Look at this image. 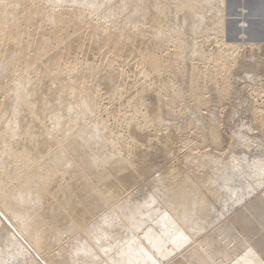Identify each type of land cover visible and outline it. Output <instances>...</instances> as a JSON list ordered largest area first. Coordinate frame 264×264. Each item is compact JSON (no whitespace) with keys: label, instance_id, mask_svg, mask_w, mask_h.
Returning <instances> with one entry per match:
<instances>
[{"label":"bare ground","instance_id":"6f19581e","mask_svg":"<svg viewBox=\"0 0 264 264\" xmlns=\"http://www.w3.org/2000/svg\"><path fill=\"white\" fill-rule=\"evenodd\" d=\"M62 1L63 0H0V210L3 211L5 216L9 221H11L14 227L19 230L20 234H22L28 240V242L34 246L40 257L43 258L47 264H55L56 260H54L55 262L53 263V260L47 259V261L44 258H46V255L49 254V252H52L53 246L58 244L60 241L62 242V238L64 239L63 233H69H65V228H62L64 230H60L61 228H57L56 230L50 229L51 227L49 222L54 223V225L52 224L54 228L57 227V225L58 227H61L59 226L61 222L60 225L67 224L68 228L71 226L70 229L82 227L81 229L86 231V222H88L90 218L93 219V216L95 217L96 214L97 216L100 215L101 213L99 214L98 211L102 212V209H105L104 207L110 206L109 209L111 210L112 208V212L109 213L110 215H102L100 220H98L96 223L94 221L95 225H92L93 223L87 225L88 227H93L92 229L87 227V229H90L89 231L91 232L90 237L88 236V239L74 242V249L72 252L69 251L70 257L67 258L65 256L66 258H63L66 260L59 259L57 261H60V264H70L71 262V264H78V262L75 261L76 259L74 254H76L77 257V253H81V256L82 254H89L90 256H86V259L84 258L83 260L84 263L79 262L80 264H160L161 261L158 255H161V257L169 255L173 251V248H170V245H173L174 247L176 246L175 248L177 250L181 245L184 246L183 243L186 244V241L190 239L191 233L193 234L196 229H194V232H192L193 225H191L190 223L192 222L189 221L193 216L192 221L194 224L193 219L196 218V216L193 214H207L205 211L210 209L206 207L208 203H206V200H204V197H202L204 194L200 196L199 193H195L196 190H192L193 187L191 188L188 185V181H185L186 178H182V180L179 177V175L182 173L179 172L180 168L177 167L178 163L174 164L172 162V164L176 165L175 167L178 169L168 165L169 168H166L165 172L162 173L163 175L160 176V178L161 182L166 185L164 187H167V192L165 191L167 195L166 198L164 197V199L162 196L166 194L164 192V194L158 197L160 199L163 198V200H165L163 203L169 207H166V209L162 208L163 206L157 201L156 197H152L157 196L159 193H163L160 191L166 190L164 187H162L161 183H159V187L161 186L162 190L156 189L158 184L155 186V183H153L155 188L154 191L156 192V190H160L158 191L159 193L157 192V195H155V193L151 196L154 206L152 205V200H150L148 195L150 205L153 209L150 208L152 210H150L149 214L147 215L146 213L148 210H145L146 212L143 215L139 214L141 206L138 208V201L136 200L137 202H135V198L131 199L128 196H123V194L129 190L128 188H130L132 184L136 183L134 180H139L140 178L138 177H141L143 174H145L144 172H146L147 168L144 167L146 169L145 170L144 168L142 169L143 166L141 167V165H138L139 163H142L140 160V162L138 161L139 163L137 164L136 160H138L139 157L136 155L137 150L133 152V150H135L134 148H126L124 146L129 145L124 144L123 146V144L119 142L121 141L120 137L122 135L120 134L121 129L119 131L117 130L116 132L109 130V124L104 121V118H101L102 115L100 116L99 112H102L105 108L103 101L111 100L115 97H117V99H121V101L123 100V106H132L134 108V112L138 111L136 107L144 104V90H141V87L139 89L136 88V85L142 83H139V80L134 76V79H128L126 81L121 79V82L119 76L121 68L119 67L120 71H117V67L115 68V66L118 64L115 63L116 65L114 64L115 66H113V63L118 61L116 58L121 55L125 46V41L131 39V41H129L131 43L129 48L135 52L138 51L136 53H139V55L133 54V51L128 52L127 58H129L126 59V63L131 60L134 61L136 57H139L137 61L135 60V66L138 68L137 74L146 76L148 73L146 71V66L156 73L160 72L159 68L161 64H163L162 62H166V60L162 56L158 57L156 50L160 49L157 48L159 40L163 41V38H166L164 41L167 42L169 39L166 37L168 34L166 35L165 32H163L165 28L166 32H168V26L161 30L162 26L160 22V18L163 15L165 16L169 10V7H167V1L169 0L166 2L163 0H148L146 2L147 5H145L147 6L145 7L146 10H141V12L138 11V13L136 11L134 14L131 12L132 16H136L138 14L139 18L136 16L138 18L137 21L134 19L136 24L134 25L133 23V26L130 24V26L127 25L125 27L124 24H128V22L132 19L131 13L130 15H127L125 22H123L122 19L123 25H119L118 20V22H114L116 17H114V20H112L113 14H111V18L107 19L106 17L108 16L107 14H109V12L106 13L107 16L104 14V20H102L103 16L102 18L98 17L97 19L92 20V16L99 15L98 10L102 8V6L105 8V4L107 3H104V5L103 3H100L102 6L98 3L100 6L99 8L94 4L96 0H93L92 7L89 9V14H87L85 13L84 9L86 6L89 8L87 4L91 6V2H89L90 0H88L89 3L86 4L84 3L85 0H83L84 2L79 0L81 4L77 3V0H74L73 2L72 0L69 2L66 0L65 2ZM82 2L86 5L85 7L83 6L84 4ZM104 2L106 1L104 0ZM193 2L194 4H198L200 0H180L176 6L178 5L179 7H183L185 4ZM64 3L67 4L64 5ZM75 7L80 8L75 9ZM137 8L140 10L139 6ZM122 9H124V7ZM114 10H118L117 12L119 13V9L116 8ZM124 16L126 17V15ZM119 20L121 21V19ZM109 23L112 24V29L110 28ZM140 23H144V25L141 26ZM158 24L161 26L159 27L160 31L156 30ZM99 28L100 30H103V34H97L96 37H94L96 30ZM153 30L156 31H154V34L151 32ZM169 31L171 32V30ZM76 32H79V37L74 36ZM162 32L164 34H162ZM143 34H150L152 36L150 39L148 36H146V41L142 42L140 41L142 40L140 37ZM117 36L122 41L121 45L117 44ZM137 36L140 39L137 38ZM93 37L96 39L93 40ZM136 38L139 39V43L135 42ZM162 43L163 42H160V44ZM94 45L99 46L98 48L100 49V53L97 50L100 57L99 61L89 59L87 57L89 49H91V47L93 49L95 47ZM76 52L82 54L83 56L81 55L82 58L80 61L78 60V64L74 66V62L71 61V57ZM213 61V63H216V65L219 63V61H221V58L217 52H215L213 55ZM111 81L113 83H117V86L121 85L122 88L131 90V92H127L128 94L117 93V90H113L111 88V93L109 92V94L104 96L100 89V86H103V84H100H110ZM155 81L156 79L154 81L150 80V82L148 81L149 84L145 83L144 86L146 85V87H155L157 85V82ZM140 82H142V80ZM199 105L201 104L199 103ZM147 108L149 109V107ZM151 110H153V108H151ZM152 112L153 111H151V113ZM157 112H154V114L156 113L155 115H153V113L151 115L149 111L151 117L153 116L151 123L153 122V124H155L154 126H156L158 123H161L158 121L160 117H157ZM129 113L130 114L116 113L117 115H114L116 119H114L117 120V124H120L118 122L125 123L128 132L127 134L133 143H138L139 145L141 142L140 144H142L144 138L148 139L147 128H149V126H145L147 124L146 120L144 123L139 122V114L138 116L136 115V117L134 114H131L132 112ZM146 115L148 116V112ZM140 116L142 117L141 114ZM141 119L144 118L142 117ZM119 127L121 128V126ZM161 135L159 136L161 137ZM168 135L170 137V134ZM154 136L156 137V135ZM154 136H152V138ZM159 136L157 137L158 139L160 138ZM155 137L153 139H155ZM169 137L167 138L169 139ZM160 139L159 141L161 142ZM162 139L165 140L163 135ZM171 139L172 138L170 137V140L168 141L171 142ZM123 142L125 143V141ZM92 143L94 144L92 145ZM135 155L138 156L136 160ZM208 157L206 160H208ZM203 162L198 166L196 163L195 166L201 167ZM206 162L207 163L205 164H208L209 160ZM181 166L182 165H180V167ZM212 167L214 166L212 165ZM212 172L214 173V171ZM215 175L216 174H214V176ZM175 176H178L181 179V182H179V178V180H177L179 184L174 183V181L177 179ZM204 182L206 183V181ZM205 183L204 185L208 187V183ZM214 184H212L211 187H214ZM191 185H193V183ZM201 185H203V183ZM194 187H196V185ZM130 196L132 197L131 194ZM148 197L147 199L146 196L144 198L147 200V202ZM146 200H144V203H146ZM31 203L37 204L39 206L43 205L41 213L43 214L42 216L46 218V220L43 219L41 215L39 216H41L42 219L38 218L39 216L37 213H39L40 210L36 211L34 214L35 207ZM25 204H28L29 209H23ZM47 204H49V206L45 207L44 205ZM146 205L148 206V204ZM209 205L210 204L207 206ZM37 208L38 206L35 209ZM210 211L208 213H210ZM139 215H145L147 219L150 218L152 220V223L154 221L155 226H159L158 230H155L153 228L154 226L152 227V225L151 227L147 228V231L150 229L151 232H145L146 230L144 229L145 231L143 236H145V241L141 239L142 236L139 237V234L137 235L138 231L136 233V230H140L144 223L148 222L143 220L144 223L140 228L141 216ZM189 215L191 217L188 218L187 216ZM204 215L202 218H204ZM206 216L209 217V215ZM237 217L238 216H236V218ZM202 218L199 216V218L197 217L196 219L198 220ZM211 218L212 216L208 219L210 220ZM47 219L49 221H47ZM199 221L201 223V220ZM55 223L58 224L55 225ZM124 223L126 224L123 228H127L129 233L123 230L122 234L124 231L127 232V234H129V236L126 235L127 237L121 238L119 237L121 234L118 236L116 231L113 233L114 230L112 231L106 227L109 225L114 228L117 225L123 226ZM0 226H3L1 219ZM171 226L174 227L171 228ZM243 226H245L244 223ZM198 227L194 226L193 228ZM231 228L229 230L230 233ZM70 229H68L69 232L74 231ZM119 229L117 231H119ZM5 231H7V229ZM260 231V233H262V231L264 232V230ZM5 233L7 234L5 235V238L9 243L5 244V247H7V245L9 247H16L18 245V254L22 252L23 255L25 253L31 259H34V257H32L29 253L28 249L24 248L25 246L19 242V239H17L12 231L8 229V231ZM233 233H235L234 238L239 241V245L244 247L243 250L246 251V255L240 260L235 258L237 261L235 260V262L232 264H264V259H262L263 257H261L259 252H257L250 245V243L246 241V238L244 237V239L240 235H237V232ZM249 235L251 236V234H248V236ZM224 236L226 237L227 234L223 235L222 237ZM66 237H68V235H66ZM69 237H71V235ZM82 237L80 238L83 239ZM227 237L229 238V236ZM80 238L78 237L77 239ZM107 238L111 239V242H108L109 239ZM68 239L70 241V238ZM205 239L207 240V237ZM208 239H210L209 236ZM104 240H106L107 243ZM202 240L204 241V238ZM262 240H264V238ZM2 242H4V240ZM61 242L59 244H62ZM219 242L220 241L218 240V243ZM232 242H230V244ZM201 243L204 244L203 242ZM223 243L221 245H223ZM228 243L229 242L227 241V244ZM260 243L264 244V242ZM67 244H69V242H67ZM208 244L211 245L212 243ZM72 245L73 244L70 246ZM96 245L99 246L97 247ZM62 246L61 248H65ZM258 246L261 247L259 244ZM96 247H100V249H97L99 251L95 249ZM104 248L106 249L104 250ZM216 248H219V245ZM226 248L224 250H226ZM190 249L191 250L188 248L189 251L186 250L189 253V256L188 258L184 259L186 260L185 262L179 261L173 262V264H211L212 260H209L210 258H208V254L200 252V248L199 250L197 247ZM201 250L203 249L201 248ZM216 250L214 252H216ZM6 251H8V248ZM210 251H213V248ZM210 251L209 253H212ZM62 252H64V250ZM101 253L105 254V256L103 257ZM221 253L223 254L225 252L221 251ZM52 254L50 253L49 255ZM216 254L220 255V253L217 252ZM229 254H234V251L233 253ZM235 254L234 256H236ZM215 256L217 257V255ZM215 256H211V258ZM94 257H97V259H94ZM225 257H227V255ZM229 258L230 257L228 256L226 259L228 260ZM224 259L225 258H223V260ZM9 260L11 261L12 257ZM10 261H7V263ZM4 262L6 264L5 260ZM219 263L221 262L219 261Z\"/></svg>","mask_w":264,"mask_h":264},{"label":"rangeland","instance_id":"374dc122","mask_svg":"<svg viewBox=\"0 0 264 264\" xmlns=\"http://www.w3.org/2000/svg\"><path fill=\"white\" fill-rule=\"evenodd\" d=\"M66 1L69 2L71 0H66ZM73 1L74 0H72V2ZM78 1L79 0H77V3H80V1L79 2ZM92 1L93 0L89 1L91 2V6L87 4L89 8L85 5L86 3H89L88 0H85V2L83 1L85 4L82 2L84 4L83 6L84 7L86 6L85 9L84 7L83 9L85 10V13L87 14H89V9H91L92 7ZM96 1H95L96 3L94 2V4L98 6L99 8H100L99 6L100 3L101 4L103 3V5L104 3H107V4H105L106 6L105 8L104 6L100 4L102 8L98 10L99 15H95V16L93 15L92 16L93 19L91 18L92 20H95L98 17L102 18V16H103L102 20H104L105 16L107 15L109 16V17L108 16L106 17L108 19V18H111L112 16L111 14H113L112 20H114V17H116L115 18L116 21L114 20V22L119 21L118 24L123 25V22H125V19H127V15H130L131 12L134 14V12L136 11L138 13V11L141 12V10L142 11L146 10L145 7L147 6L145 5H147L146 2L148 0H143V1L141 0H125V1L124 0H111V1L105 0L106 2H104V0L103 2L102 0H96ZM140 1L142 2V4ZM163 1L166 2L167 0H163ZM177 1L180 2V0L167 1L168 2L167 7H169L168 9L170 10V12L168 10L166 15L165 16L163 15L160 18L162 27L159 24L157 25L158 29L156 27V30L158 31H160L159 27H161V30H162L166 26H168L167 29L171 30V32L169 30L168 32H166V28H165L163 32H165L166 35L168 34V36L166 35L165 36L169 39L166 42L164 41L166 38L165 39L163 38V41L159 40V44H157V48H160L156 50L157 56L158 57L162 56L166 60V62L165 61L162 62L163 64H161L159 68L160 70L159 73H156L155 71L150 70L149 67L146 66V71L148 72L146 76L137 74L138 68L135 66V63H136L135 60L137 61L139 57H136L134 61L131 60L128 63H126V59L129 58V57L127 58L128 52L133 51L132 52L133 54L139 55V53H136L138 51L135 52L134 50H131V48H129L131 45L129 41H131V39H128L125 41V46H124V49L122 50L121 55L118 58H116L118 59V61L117 62L115 61L113 63V66L118 64L117 66H115V68L117 67L116 68L117 71H120V68H121V71L119 72L120 81L121 79L124 81L128 79L131 80V79H134L135 77L139 80V83H142V84L136 85V88L139 89L141 87L140 89L144 90V94H143L144 104L136 107L138 111L135 110L137 112H134L133 111L134 108L132 106L131 107L128 105L123 106V103H122L123 100L121 101V99H117V97H115V98H112L111 100L103 101V105H105L104 106L105 108L103 109L102 112H99L100 116L102 115L101 118L102 119L104 118V121H106L107 124H109L108 125L109 130L116 132L117 130L119 131L121 129L120 130L121 131L120 134H122L120 137L121 141L119 140L118 141L122 143L123 146L124 144L130 146V147L124 146L126 148H134L135 150H133V152L137 150L136 152L138 154L136 153V155L139 156L138 157L135 155V160L138 157V160H136L137 164L141 161L142 163H139L138 165L139 166L141 165V167L143 166L142 169L144 167L147 168V170L144 168L146 172H144L145 174L141 176L142 178L138 177L140 178L139 180L137 181L134 180V182L136 183L133 182L134 184H132V186L128 188L129 190L125 192L123 196H128L131 199L135 198L134 201L135 202L138 201L137 202L138 208L139 206H141L139 214H142V215L147 210L148 212L146 213V215L149 214V211L153 209L152 206L150 205V200H152V205L154 206L152 197L153 198L156 197L157 201L160 202L161 205L163 206V207L161 206L162 208L164 209H166V207L168 208L169 206L163 203L165 201L163 200V198L164 197L166 198V195H167L166 193L167 187L166 188L164 187L166 185L161 182L160 176L163 175L162 173H164L165 169L169 168L170 165L175 167L176 165L174 164L178 163L177 167L180 168L179 172L182 173L180 175L178 173L179 177L181 179L186 178L185 181H188L189 183L188 185L191 188L193 187L192 190L193 189L196 190L195 193H199L200 196H202L203 194L206 195V196L203 195L202 197H204V200H206V203L210 204L209 206H207L208 204L206 205V207L210 209H207L208 211L207 210L205 211L207 214L205 213L193 214L194 216H196V218L197 217L199 218V216H201L202 218L203 215L205 214L204 218L202 219L197 220L196 218H194L193 219L194 224L192 221L193 216L192 217L190 215L187 216L188 218L191 217L190 221L189 220L188 221L192 222L190 224L193 225V227L200 226L201 228L200 227L193 228L191 226L192 232H194L193 231L194 229H196L197 231L195 230L193 234L190 232L191 237L189 240L186 241V244L183 243L184 246L181 245L176 250L175 248L176 246L174 247L173 245H170V248H173V251L169 255L164 256V257H161V255H158L161 261L160 264H171V262L173 264V262H179V261L185 262L186 260L184 259L188 258L189 256V253L187 251L191 250L190 248H193V247H197L198 250L200 248L199 251L204 254L207 253L208 258H210L209 260L210 261L212 260L211 264L213 263L218 264L219 261L222 264L224 263L232 264L233 262H235L236 260L235 258H237V260L238 259L240 260L246 255V251L243 250L244 247L239 245L240 243H238L239 241L236 238H234L235 233L233 232H237L236 234L240 235L243 238L245 237L246 241L250 243V245L257 252H259L261 257H263L262 259H264V244L260 243V242L262 243L264 242V240H262L264 238V232L262 231V233H260L261 232L260 230H264V227H263L264 226V166H263L264 165V159H263L264 158V0H200V2L203 1L202 3L199 2L200 4L199 3L194 4L193 2V3L185 4L183 7L182 6L179 7L178 5L176 6V4L179 3ZM62 2H65V0H63ZM66 4L67 3H64V5ZM94 4H93V8H94ZM140 4L141 5L144 4V5L141 6ZM137 5L139 6L140 10H138ZM119 6H121L120 7L121 10L120 8H118ZM115 7L119 9V13L117 12L118 10H114L116 9ZM123 7L124 9H122ZM140 7L141 8L143 7V8L141 9ZM78 8L80 7H75V9H78ZM108 12L109 14L106 15V13ZM132 13H131V16H132ZM124 15H126V17ZM136 16L138 17V14ZM136 16L133 15L132 19L129 21L130 23L128 22V24L126 25L124 24V27L127 25L130 26V24H132L133 26V23L135 25L136 24L135 21H137V19L139 18V17L137 18ZM119 19H121V21ZM122 19H123V22H122ZM200 19L202 22L200 21ZM140 24L141 26L144 25V23H140ZM111 25L112 24H110V28L112 27ZM154 31L155 30L151 31L153 32L152 34H154ZM163 32L162 34H164ZM95 33L96 34L94 37H96L97 34H100V35L103 34V30H100L99 28L96 30ZM149 35L150 34H143L141 35V37L139 36L140 38H142V40L140 41L145 42L147 39L146 36H148V38L150 39L152 35L150 36ZM74 36L79 37V32H76ZM138 36L137 38H139ZM94 37H93V40L96 39ZM137 38H136V41L135 40L134 41L139 43L140 38L139 39ZM116 39H117V44L121 45L122 41L118 38V36ZM160 42H163V43L160 44ZM94 46L96 48L94 47L92 49L91 47V49H89L88 51L87 57L89 59L99 61L100 57L98 55V52L100 49L98 48L99 46H96V45ZM215 52H217V54L221 58V61H219L217 65L216 63H213L214 62L213 55ZM81 55L82 54L78 52L72 55L71 61L74 62L73 64L74 66L77 65L80 59L82 58ZM200 56L201 57L203 56V57L201 58ZM149 79L151 81H154L156 79L155 82H157L156 83L157 85L155 87L154 86L146 87V85L144 86L145 83L149 84L150 82ZM141 80L142 82H140ZM102 84L103 86H100V89L102 93L104 94V96L106 94H109L110 91H112L111 88L113 90L114 89L117 90V93L128 94L127 92L129 93L131 92V90H128L127 88L126 89L122 88V86L119 85V82H118V85L120 87L117 86V83H113L112 81L110 82V84L101 83L100 85ZM201 100L203 104L201 103ZM199 103L201 105H199ZM147 107H149V109ZM150 107L153 108V110H151ZM128 111L132 112L131 114H134V116L136 115L138 116L139 114L138 116L139 122L144 123L146 120L147 124L145 126L147 125L149 126V128H147V133H148L147 138L148 139L144 138L146 141L144 139L143 141L140 140L143 142L142 144H140L141 143L140 142L138 145V143H133L131 141L129 135L127 134L128 132H127V127L125 123L123 122H118L120 124L116 123L117 120H115L116 118L114 117V115L116 116L117 115L116 113L130 114ZM149 111L151 115L152 113L153 115H155L156 113L154 114V112L158 111L159 113L157 112L158 114L157 117L159 116L160 118L158 117L159 120L158 118L157 120L161 123H158L156 124V126H154L155 124H153V122L151 123L153 116L151 117V115L149 114ZM151 111L153 112L151 113ZM111 112L113 113V115ZM147 112H148V116L150 117V119L146 115ZM140 114L142 115L144 119H141L142 117L140 116ZM119 126H121V128ZM161 134L163 135V138L165 140L167 139L166 141L162 139ZM168 134H170V137L172 138L171 142L168 141L170 140V137ZM151 135L152 136L156 135V137L154 136L155 139L159 135H161V137L159 136L161 138V139L159 138L161 142L159 141L158 138L156 140L153 139L154 137L152 138ZM167 137H169V139ZM122 140L125 141V143ZM93 144L94 143H92V145ZM206 156L207 157L209 156L208 157L209 165L205 164L207 163L206 161H208L206 160L207 159ZM202 157L204 158L206 157V158L204 159ZM172 162L174 164H172ZM202 162H203V165L204 164L205 165L204 166L202 165L201 167L200 166L197 167L198 165H201ZM195 164L197 166H195ZM180 165L182 166L180 167ZM212 165L214 167H212ZM207 169L209 170V172ZM216 169H217V172H216ZM211 170L214 171V173ZM220 170L223 172H221ZM214 174L216 175L214 176ZM187 176L190 177L191 179L188 178ZM176 177L177 179L176 180L174 179L176 182L174 180L173 181L174 183L179 184L177 180H179L180 178L178 176H175V178ZM208 177L210 178V180ZM203 178L207 180H204ZM158 179H159V182H158ZM181 179L179 180V182H181ZM203 180L206 181V183ZM191 182L193 183V185H191L192 184ZM153 183H155V186L156 184H158V186H156L157 187L156 189L162 190V187H164L166 190H162V191L156 190L155 192ZM159 183H161L162 185V187L160 186L161 188L159 187L160 185ZM202 183L203 185H201ZM204 183L205 184L208 183L207 184L208 187L204 185ZM194 184L196 185V187H194L195 186ZM212 184H214L213 185L214 187H211ZM158 191L163 192V193H159ZM148 192H150L151 195ZM157 192L159 193L158 195H157ZM164 192L166 194H164ZM130 194L132 195V197L130 196ZM154 194L157 196H152ZM162 194H164L165 196ZM148 195L150 197V200H149ZM160 195H162L163 198L161 199L158 198ZM145 196H146V199L148 197V202L146 199H144ZM144 200H146V203H144ZM223 202H226V203H223ZM28 204L27 205L25 204L26 208L24 206L23 209H29ZM146 204H148V206L150 205L151 207L150 206L148 207ZM33 205L35 208L38 206L37 208L38 210L35 209L33 206H31L34 208V214L36 213V211L40 210L39 213L37 214L38 216L39 215L42 216L43 214L41 213V209L43 205L41 204H40L41 206L37 204H33ZM44 206L48 207L49 204L44 205ZM104 208L106 210L102 209V212L98 211L99 214L101 213L100 215H98L99 217L96 214L95 217L93 216V219L90 218L88 222H86V227H85L86 231L84 230L85 233L86 232L88 233V231L93 228L92 226L88 227L87 225H90L91 223H93L92 225H95V223L98 220H100V218H102L101 217L102 215L103 216L110 215L109 213L112 212V208L111 210L109 209L110 206H107ZM107 209L109 212L107 211ZM209 211L210 213H208ZM142 215H139L141 216L140 217L141 219L140 228L144 223L143 220H145V222H148V223H144L145 226L143 225L144 227L142 226L141 229L139 228L141 231L136 230V233L138 231L137 235L139 234L138 235L139 237L142 236L141 239L144 240V237H145L143 236L144 231L146 230L145 232H151L150 229L147 231V228L151 227L152 225V227L154 226L153 228L155 230H158L159 226L158 225L155 226L154 221L152 223V220L150 218L147 219L145 215L144 216ZM206 215H209V217ZM41 216H39L38 218L40 219ZM211 216H212L211 218L212 220L211 219L209 220L208 218H210ZM236 216L238 217L236 218ZM0 219L3 225V226H0V233H1L0 234V247H1L0 264L1 263L5 264L4 260L6 261V264H15V263L16 264H19V263L20 264H32L33 260H34L33 264H37V263L47 264L43 260V258L40 257V255L38 254L34 246H32L31 243H29L28 240L22 234H20L19 230L14 227L11 221L8 220V218L5 216V214L1 210H0ZM43 219L46 220V218L44 217ZM199 220H201L202 224L200 223ZM47 221L49 220L47 219ZM243 223L245 224V226H243ZM49 224L51 227L50 229L56 230L57 228L58 229L61 228L60 230H64L62 228H65L64 230L65 233L66 232L69 233V234L63 233L64 239L62 238V242L60 241L62 244H59L60 243L59 242L58 243L59 245L58 244L55 245V246L58 245L57 247L53 246L52 252H49V254L50 253L51 254L53 253V254L52 255L47 254L48 257L46 255V258H44L46 260L47 259L53 260L52 261L53 263L55 262L54 260H56L55 264H60V261H57L59 259L66 260L63 258L65 256L67 258L70 257V252H72L75 246L74 242H78V240L82 241L90 237L91 232L89 231L88 234L87 233L85 234L84 231L81 229L82 227L77 228V229L76 228L70 229L71 226H69L68 228L67 224L60 225L61 224L60 222L59 226L61 227H58L57 225L58 223L57 224L55 223L57 227L54 228L53 227L54 223L49 222ZM125 224L126 223H124L123 226H118V225L116 226L118 229L120 228L119 229V231L121 230L120 232L117 231L118 229L116 227L113 228L109 225H107L106 227L112 231L114 230L113 233H115L116 231L118 236L121 234V236L119 237L122 238V237H127L126 235L129 236V234H127V232L129 233L127 228H123L125 227ZM87 227L90 229H87ZM172 227L174 226H171V228ZM5 228L7 229V231L9 229L15 234L17 239H19V242L22 243L23 246H25L24 247L25 249H28L29 253L31 254L32 257H34V259H31L25 253L23 255L22 252L21 253L19 252L20 254H18L17 252V250H19L18 245L16 247L14 246L9 247L8 245L7 247H5L6 246L5 244H9L5 238V235H7L5 233L7 232L5 231L6 230ZM230 228H231V233L229 231ZM68 229L74 230V231L76 230L75 231L76 233L74 231H70L72 232L70 233ZM226 229H227V232L230 233V235L229 233L226 232ZM253 229L255 230L256 233L254 232ZM123 230L127 232L124 231V233L122 234ZM244 230L246 231V233ZM213 233H216V234H213ZM222 234L223 235L227 234L229 238L227 236L222 237L223 236ZM248 234H251V236L249 235L250 236L249 237ZM66 235H68V237H66ZM70 235L71 237H69ZM81 235L84 237H82ZM208 236L210 237L211 240L208 239ZM75 237L77 238L82 237L83 239L81 238L77 239ZM206 237H207V240L205 239ZM68 238H70V241ZM203 238H204V241L202 240ZM224 238L226 239V242ZM227 238L230 240H228ZM250 238L253 240H251ZM3 240L4 242H2ZM110 240L111 239H109L108 242H111ZM218 240L220 241L219 243H218ZM227 241L229 242L228 244H227ZM67 242H69V244H67ZM70 242L71 244H73L72 246H70L71 245ZM201 242H203L204 244H202ZM230 242L232 243L230 244ZM208 243H212V244L210 245ZM222 243L223 245H221ZM215 244L217 246L219 245L220 249L216 248L217 246ZM258 244L261 247H259ZM61 246L65 248H61ZM96 246L98 247L99 245H96ZM213 246H216V247H213ZM97 247L95 248L96 250L100 249V247L99 248ZM204 247L205 248L210 247L209 248L210 250H212L213 248V251H210L208 248H206V251H205ZM7 248H8V251H6ZM201 248L203 250H201ZM225 248L226 250H224ZM229 248L232 250H230ZM105 249L106 248H104V250ZM63 250L64 252H62ZM215 250L217 253H220V255L222 254L221 251L225 253L227 251L229 252H227L228 254L223 253L220 256L219 254H216V252H214ZM209 251L212 253H209ZM233 251H234V254L236 251V254H235L236 256H234V254H229V253H233ZM224 254L225 256L227 255V257L228 256L230 257L229 258L230 261L229 259L228 260L226 259L227 257H225ZM5 255L8 258V260L5 257ZM77 255L78 256L76 257V254H74L75 259H76L75 261H77L78 264H80L79 262L84 263L83 262L84 258L86 259V256H88L89 254L87 255L82 254L81 256V253L80 254L77 253ZM101 255L103 257L105 256V254H102V253ZM215 255H217V257L219 255L218 257L219 260ZM211 256H215L216 258L215 257L211 258ZM11 257H12V260L10 261L9 259H11ZM220 257H223L225 259L223 260V258H220ZM95 258L97 259V257H94V259ZM7 261H10V262L7 263Z\"/></svg>","mask_w":264,"mask_h":264}]
</instances>
